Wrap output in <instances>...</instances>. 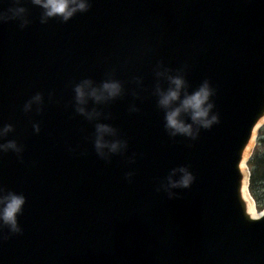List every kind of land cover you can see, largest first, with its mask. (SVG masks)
I'll list each match as a JSON object with an SVG mask.
<instances>
[{"label":"water","instance_id":"95a60500","mask_svg":"<svg viewBox=\"0 0 264 264\" xmlns=\"http://www.w3.org/2000/svg\"><path fill=\"white\" fill-rule=\"evenodd\" d=\"M89 3L42 23L43 9L20 0L29 23L0 21V127H14L0 142L23 146L0 152V186L26 197L21 232L0 229V264H264V217L248 211L244 169L264 122V0ZM12 6L0 0V11ZM158 62L183 68L189 92L206 79L215 89L219 122L195 140L165 129ZM110 71L125 93L89 101L104 115L88 121L74 85ZM37 92L43 110L25 112ZM96 122L118 129L123 154L97 155ZM179 166L195 180L169 198L161 184Z\"/></svg>","mask_w":264,"mask_h":264},{"label":"clouds","instance_id":"9594fccd","mask_svg":"<svg viewBox=\"0 0 264 264\" xmlns=\"http://www.w3.org/2000/svg\"><path fill=\"white\" fill-rule=\"evenodd\" d=\"M31 2L43 9L41 22L46 23L49 18L59 17L63 21H68L77 12H87L90 8L89 0H31ZM14 5L6 11H0V21L19 19L21 27L29 23L27 19V9L20 4V0H14ZM156 83L153 89V95L157 97V105L165 114V129L172 137L177 135L185 136L195 140L200 133L201 128L209 129L219 122L218 113H213L214 103L211 97L215 94V89L210 82L204 80L198 88L189 92V84L185 78L184 69H171L158 62L155 69ZM140 83V78H135ZM167 82V87L163 83ZM75 111L84 116L88 121H99L104 115L102 110L93 106L88 108L89 101L94 105L108 104L111 101L121 97L125 93L122 82L114 78L113 72L106 73V79L96 83L91 78H84L74 85ZM133 95L138 93L133 92ZM36 105V111L43 110V94L37 92L24 105V111L30 112L33 105ZM129 111L135 112L139 109L133 104ZM107 118V117H105ZM190 121V122H189ZM33 129L38 133L40 125L33 124ZM14 131L12 124H5L0 127V141H3L10 132ZM128 144L125 139L120 138L119 131L108 123L96 122L94 132V148L97 155L110 161L113 154H123L127 150ZM12 150L18 155L23 151V146L19 145L14 139L6 142H0V152ZM256 155L255 150L250 153L249 160H253ZM260 155L264 157V149H261ZM254 167L248 171L251 178ZM179 174L178 178L177 175ZM131 172L126 173L131 177ZM195 180V176L187 166H179L171 169L166 177V183L161 187L167 191L169 198L177 195L172 189L188 188ZM159 190V189H158ZM26 197L13 191L5 190L0 186V229L7 227L11 233L21 232L18 223V215L22 214ZM264 217V211H259L251 218L259 220Z\"/></svg>","mask_w":264,"mask_h":264},{"label":"trees","instance_id":"16d2710c","mask_svg":"<svg viewBox=\"0 0 264 264\" xmlns=\"http://www.w3.org/2000/svg\"><path fill=\"white\" fill-rule=\"evenodd\" d=\"M258 133L264 135V123L258 127ZM259 140H263L264 138H259ZM256 155L253 160L247 159L246 163L248 168H253L254 171L252 173L251 178H248V190L252 195L255 205L258 209H262L264 207V191L261 194L256 190V186L258 185V181L264 180V157H262L256 150Z\"/></svg>","mask_w":264,"mask_h":264},{"label":"rangeland","instance_id":"374dc122","mask_svg":"<svg viewBox=\"0 0 264 264\" xmlns=\"http://www.w3.org/2000/svg\"><path fill=\"white\" fill-rule=\"evenodd\" d=\"M264 138V135L261 134V133H258V129L256 130V137L253 139V144H252V147L250 149V153L253 152V150H256L259 154L261 152V149H264V141L263 140H259V138ZM250 153L248 154L247 156V159H249V156H250ZM248 168L247 164H246V169ZM249 170V169H248ZM256 190L258 191L259 194H261V192L264 191V180H259L258 181V185L256 186ZM252 201H253V206H254V209L257 210V212L261 211L262 209H258L255 205V201L253 199V197L250 195Z\"/></svg>","mask_w":264,"mask_h":264},{"label":"bare ground","instance_id":"6f19581e","mask_svg":"<svg viewBox=\"0 0 264 264\" xmlns=\"http://www.w3.org/2000/svg\"><path fill=\"white\" fill-rule=\"evenodd\" d=\"M252 144H253V140L251 141V143H250V145H249V147H248V149H247V151H246V155H245L246 157H247L248 154L250 153V149H251V147H252ZM244 169H245V172H246V168H245V166H244ZM245 193H246V196H247V198H248V200H249V207L254 208V206H253V201H252V199H251L249 193H247V191H245ZM254 210H255L256 213H257V210H256V209H254Z\"/></svg>","mask_w":264,"mask_h":264},{"label":"snow or ice","instance_id":"6c2138e0","mask_svg":"<svg viewBox=\"0 0 264 264\" xmlns=\"http://www.w3.org/2000/svg\"><path fill=\"white\" fill-rule=\"evenodd\" d=\"M248 211H249L250 215L253 217L257 214L256 211L254 210V208H252V207H249Z\"/></svg>","mask_w":264,"mask_h":264}]
</instances>
